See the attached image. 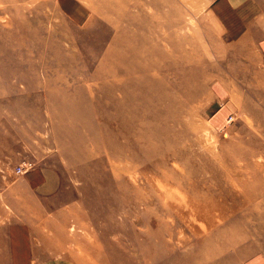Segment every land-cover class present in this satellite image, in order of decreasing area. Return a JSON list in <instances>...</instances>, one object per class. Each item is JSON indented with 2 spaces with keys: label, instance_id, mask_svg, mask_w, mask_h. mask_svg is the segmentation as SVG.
I'll return each instance as SVG.
<instances>
[{
  "label": "rangeland",
  "instance_id": "374dc122",
  "mask_svg": "<svg viewBox=\"0 0 264 264\" xmlns=\"http://www.w3.org/2000/svg\"><path fill=\"white\" fill-rule=\"evenodd\" d=\"M218 1L0 0V264L17 222L26 264H264V0Z\"/></svg>",
  "mask_w": 264,
  "mask_h": 264
},
{
  "label": "crops",
  "instance_id": "0c3cea01",
  "mask_svg": "<svg viewBox=\"0 0 264 264\" xmlns=\"http://www.w3.org/2000/svg\"><path fill=\"white\" fill-rule=\"evenodd\" d=\"M223 1L225 0H219L217 5L222 4ZM224 31L240 35V25H228ZM25 180L28 183L29 188L32 189L37 197L44 194L48 188H59L58 179L55 174H50L48 170H42L40 168H35L25 174ZM24 225V222H17L8 230V240L10 242L11 254L14 258L13 264H26L22 258L34 255L33 244L31 241V229L25 228Z\"/></svg>",
  "mask_w": 264,
  "mask_h": 264
},
{
  "label": "built area",
  "instance_id": "2783aa9c",
  "mask_svg": "<svg viewBox=\"0 0 264 264\" xmlns=\"http://www.w3.org/2000/svg\"><path fill=\"white\" fill-rule=\"evenodd\" d=\"M29 165H30L29 162H23L21 165L17 166L16 172L19 174L24 173Z\"/></svg>",
  "mask_w": 264,
  "mask_h": 264
}]
</instances>
